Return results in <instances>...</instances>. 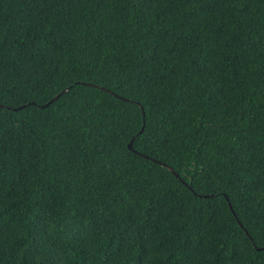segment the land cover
I'll return each mask as SVG.
<instances>
[{
  "label": "trees",
  "instance_id": "16d2710c",
  "mask_svg": "<svg viewBox=\"0 0 264 264\" xmlns=\"http://www.w3.org/2000/svg\"><path fill=\"white\" fill-rule=\"evenodd\" d=\"M0 264H264V0H0Z\"/></svg>",
  "mask_w": 264,
  "mask_h": 264
},
{
  "label": "water",
  "instance_id": "95a60500",
  "mask_svg": "<svg viewBox=\"0 0 264 264\" xmlns=\"http://www.w3.org/2000/svg\"><path fill=\"white\" fill-rule=\"evenodd\" d=\"M68 90H69V89H66V90L62 91L60 94H58L56 97H54L49 103L45 104L43 107H46V106L52 104L54 101L58 100V99H59L63 94H65ZM15 110H17V109H15ZM143 130H144V128L140 131L139 134H141ZM135 138H136V137H135ZM133 141H134V139H133ZM133 141L129 144V148H130V149H132ZM168 169H169L171 172L174 173V170H173L172 168L168 167ZM230 207H231V206H230Z\"/></svg>",
  "mask_w": 264,
  "mask_h": 264
}]
</instances>
